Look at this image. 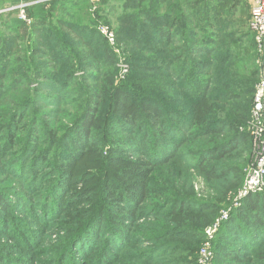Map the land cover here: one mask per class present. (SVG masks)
Masks as SVG:
<instances>
[{"label": "trees", "instance_id": "1", "mask_svg": "<svg viewBox=\"0 0 264 264\" xmlns=\"http://www.w3.org/2000/svg\"><path fill=\"white\" fill-rule=\"evenodd\" d=\"M113 3L125 76L97 30ZM212 4L53 0L26 7L29 24L0 15V235L21 242L24 217L50 228L77 201L82 223L55 264H124L133 244L135 264H201L206 244L208 264H264V192L233 206L252 160L254 36Z\"/></svg>", "mask_w": 264, "mask_h": 264}, {"label": "rangeland", "instance_id": "2", "mask_svg": "<svg viewBox=\"0 0 264 264\" xmlns=\"http://www.w3.org/2000/svg\"><path fill=\"white\" fill-rule=\"evenodd\" d=\"M120 5V3H118ZM117 3H113V8H110L109 14L107 16V22L111 23V26L104 24L108 29L114 34L115 32L114 28L119 26L120 24L115 20V16L119 13L118 7L115 6ZM213 8H219L223 10V18L227 22L234 21V24H232L230 31L238 30L239 25L241 22L247 24L249 31V16H250V4L248 0H213ZM8 7H14V6H8ZM8 7L0 10V15L5 16L7 12L5 11ZM201 14H204L205 8L200 9ZM199 11V12H200ZM226 13V14H225ZM19 14V13H18ZM211 15L213 13L211 12ZM210 15V16H211ZM234 19V20H232ZM237 21L239 23H237ZM3 25L5 28V24L3 20H0V26ZM1 26V30L3 29ZM252 36H254L253 32L251 31ZM100 34V33H99ZM254 40V39H253ZM246 44V42H243ZM125 45V46H124ZM127 43H116V38L114 41L113 46L114 47V53L116 57L118 58L117 68H118V75H126L129 73V65L123 61V59H126V57L129 55ZM247 50L249 53H252L256 57V63L258 64V77L257 82L260 78V66H261V54L258 52L257 46L254 41V48L253 43L247 44ZM249 66H247L248 68ZM255 84V85H256ZM252 145V143H251ZM129 157H133L130 156ZM252 163V160L250 164L248 165L247 171L250 168V165ZM247 174V172H246ZM200 180V179H199ZM246 178H244V181ZM205 185L200 180V183L198 181L194 182V190L197 193V195H203L205 193V189H203ZM70 197V196H69ZM73 198V197H71ZM77 201H75L72 205V208L69 209L67 212L63 213V216L52 226H49L50 228H46L44 224L41 222L40 219L34 218L33 216L30 217H24L25 220V228L27 229V233H23L24 240L21 242H16L13 238H4L2 235H0V255L2 257H7L12 259L13 256L17 257V259H23L24 253L26 252V260L29 261V263L25 264H55V258L57 255V252L59 249V243L62 238L65 236L67 237L69 235V232H71L72 229L76 228L82 223L83 219V212H82V206H78ZM81 209V210H80ZM84 209V208H83ZM153 221V218L149 217H141L138 221L135 223V234L137 236H141L144 238L145 229H149L150 225L149 223ZM50 225V223H48ZM134 231V229H133ZM31 238H34V242H30ZM26 244H30L29 248H25ZM132 250H129L125 253V255L121 258L120 262L124 264H135L136 259L134 256L136 253H138V250L141 248V244H133ZM32 249V250H31ZM33 250H35L33 252ZM123 252V251H122ZM78 257H73L71 259L70 257L67 258L68 264L75 263L76 259H80V254H75ZM198 255L200 256L199 252ZM212 256V255H211ZM210 256V257H211ZM80 263H83V260H80ZM17 264H24V262H17ZM208 264V263H207Z\"/></svg>", "mask_w": 264, "mask_h": 264}, {"label": "built area", "instance_id": "3", "mask_svg": "<svg viewBox=\"0 0 264 264\" xmlns=\"http://www.w3.org/2000/svg\"><path fill=\"white\" fill-rule=\"evenodd\" d=\"M51 1L53 0H33L29 3L8 7L5 11L18 10V18L29 24L25 8L33 4L49 3ZM248 2L250 4L249 27L254 34V41L262 60L260 78L254 87L250 122L248 123L249 136L252 143V163L247 171L246 180L239 191L238 197L233 202L234 207L238 206L239 201L247 195L264 192V0H248ZM97 30L108 44L113 46L115 37L108 27L99 25ZM227 218L228 213L226 212L222 215L221 220L224 221ZM207 249L208 245L206 244L199 250V262L201 264H207L209 261L211 253Z\"/></svg>", "mask_w": 264, "mask_h": 264}, {"label": "crops", "instance_id": "4", "mask_svg": "<svg viewBox=\"0 0 264 264\" xmlns=\"http://www.w3.org/2000/svg\"><path fill=\"white\" fill-rule=\"evenodd\" d=\"M75 2H80L81 0H74ZM88 3L91 4L93 7L99 3V0H88Z\"/></svg>", "mask_w": 264, "mask_h": 264}]
</instances>
